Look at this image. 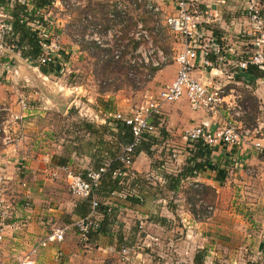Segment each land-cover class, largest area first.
<instances>
[{
  "label": "crops",
  "instance_id": "obj_1",
  "mask_svg": "<svg viewBox=\"0 0 264 264\" xmlns=\"http://www.w3.org/2000/svg\"><path fill=\"white\" fill-rule=\"evenodd\" d=\"M82 1V8L65 11H61L60 8L54 9L56 22L50 32L61 35L64 53L59 62L65 63L70 68L65 75L44 74L32 61L22 58L13 50L3 53V56L7 54L8 59L4 67L15 69L14 77L16 76L24 87L23 100L27 101L26 108H19L21 118L40 113L47 114L46 111L56 108L57 112L62 110V116L67 117L66 119L71 122L69 123L71 128L79 118L93 122L97 127H105L114 121L112 115L130 113L133 105L139 103L137 97L144 94V92L137 96L135 94L136 99H132V96H124L120 89L112 93L100 87L93 94L95 98H92L91 93L81 87L84 85L77 82L80 76L77 71V66L81 64L80 54L85 52L82 46L86 45L84 40L86 20L91 17L93 19L90 21L91 24L100 23L104 29L125 21L123 31H128L129 23L133 20L131 17L133 13L130 11L133 9L138 13L140 9H144L138 6V0ZM119 1L128 3L125 20L121 19V15L116 11V3ZM150 1L157 5L161 12L156 14L144 10L158 20L166 22V18L171 17L176 10L173 0ZM96 2H98L97 6ZM109 3L113 4L111 10L108 9ZM199 6L200 12L208 15L201 26L205 40L213 38L215 42L218 40L221 42L225 64L215 66L211 62L209 66L205 62L208 61L207 56L199 51L193 76L212 89L222 88L223 106L213 114L204 110H193L187 98L164 104L162 112L165 125L161 131L153 135L157 143L153 149L157 152L152 157L146 152H141L132 169L133 175L142 179L143 185H137L136 190L143 198L133 203L117 195H111L106 203L116 207L119 225L114 228L128 238L130 245L141 233H145V237H151L150 234L156 230L170 234L177 228L181 230L179 219L196 220L190 210H186L185 214L177 211L178 206L190 203L187 196L188 189L181 187L177 193L169 191L164 176L175 174L184 166L192 149L186 138L187 131L198 126H207L212 130L223 127L231 120L233 107L238 104L243 105L246 108L245 115L234 121L238 128L250 129V137L240 146L220 143L213 147L210 160L215 170H205L192 178L200 183L203 190L205 188L204 201L215 208L214 214L209 218L210 222L200 221L196 227L201 228L198 233L201 231L210 233L212 239L210 250L216 260L223 250L226 258H229L228 264H264V149L256 146L259 143L264 147V78L251 84L245 73L239 71L237 67L239 57L249 49V42L245 38L251 34L252 25L245 10L247 7L244 0L243 2L242 0H203ZM112 13L116 15L115 20L109 19ZM96 16H99V19ZM134 19L137 24L139 21ZM152 30H149L153 32L152 35L160 31H157L156 27ZM176 39L173 45L181 52L184 47L183 40ZM179 52L174 54L170 65L166 64L153 72L154 76L146 79L150 82L149 87L159 86L162 89L174 81L178 71L176 57ZM52 83L54 85L61 83L59 92L65 90V93L49 95L45 93L46 86L49 87ZM75 84L81 86L75 87ZM32 85L34 89L31 90ZM130 93L132 95V92ZM31 95L36 99L52 102V107L41 101L33 103ZM250 96L254 99L253 106L252 101L247 99ZM61 98L67 100L65 106L62 104V108L58 105V100ZM84 100L88 104H85ZM72 109L78 116L71 113ZM10 111L11 109L0 108V114ZM58 135L48 136L51 139L49 143L58 144L60 149L51 155L22 151L21 147V152L16 157L9 146L3 151L0 150V199L6 198L11 206L10 217L6 222L5 240L0 246V264H14L20 256L29 251L32 245L56 228L66 229L65 241L43 251L37 258L39 263L74 264L76 254L81 256V252L85 251L81 247L93 245L90 240L83 241L74 227V223L81 219L77 211L83 202L69 192L65 169L71 166L80 171L93 168L92 156L99 149L101 139L108 145L114 137L109 135L96 137L88 134L77 141L78 134L75 131H67L63 134L59 132ZM90 141L91 149L88 148ZM23 142L24 139L20 137L19 144ZM171 148L174 150L172 151ZM175 150L180 154L172 160V165H169V157H171L169 155L171 152H176ZM104 155L106 156V152ZM60 158H66L69 165L59 166ZM161 160H164L165 168H161L158 162ZM19 161L22 163L19 164ZM19 167L22 170H19ZM60 174L62 178H59ZM27 201L30 202L29 208L26 206ZM172 203L178 204L177 207ZM95 218L101 220L100 216ZM140 223L145 225L144 232L140 230ZM114 239L100 236L97 242H103L105 250H112L110 244L112 245Z\"/></svg>",
  "mask_w": 264,
  "mask_h": 264
},
{
  "label": "built area",
  "instance_id": "obj_2",
  "mask_svg": "<svg viewBox=\"0 0 264 264\" xmlns=\"http://www.w3.org/2000/svg\"><path fill=\"white\" fill-rule=\"evenodd\" d=\"M20 1L27 3L24 0ZM202 1L174 0L176 14L166 18V25L171 33L175 35V38H181L184 43L183 50L176 57L178 71L174 81L155 94L147 92L144 95L145 98L136 105L130 115L117 113L111 116L114 121H121L132 129L134 136L133 143L123 148L122 155L120 156L127 171H132L134 167V148L141 143L144 135H155L165 125L162 112V106L164 104L175 103L183 98H187L193 110H204L207 113L213 114L217 113L223 106V89H212L193 76L199 51L204 52L205 56H207L209 48H212L215 51L214 53L220 50V47L213 38L205 40V33L201 28V23L205 22L204 18L208 17V15H204L200 11H192V8H194L193 4ZM10 2L16 3V0H6L5 5L0 4V58L1 54L5 51H14L15 49L8 47L4 42L5 37L11 34L10 15L7 12V8L10 7ZM137 4L153 13L159 14L161 12V9L150 0H138ZM126 5H128L127 2L119 1L116 3V11L121 15L120 18L124 20L127 17L128 11ZM247 5L249 11L248 17L252 23L251 34L249 36L253 37V39L250 44H253L254 51L248 60H241L237 63L239 71L242 72L247 68L248 64L264 66V15L259 11L253 0L251 2L248 1ZM27 6L28 16L26 18L22 17L21 21L32 29L42 47L43 54L38 60L39 65L47 66L52 63H57L60 66L62 63L59 60H61L64 53V49L60 43V35L50 32L56 22L54 19L56 17L54 9L60 8L61 11L78 9L83 7V2L81 0H53L51 8L44 10H36L30 1L27 3ZM109 19L115 20L116 15L114 13L110 14ZM91 20H93L91 17L86 20L85 42L95 43L103 49L111 50V56L116 60L120 59L129 41L113 44V40L118 38L119 34L121 35L125 21L122 24L111 25L107 29H104V26L100 23L91 24ZM130 39L137 42L138 46L131 51L128 63L138 67L140 72L142 70L146 71V69H161L167 64L168 58L161 50L153 45V35L142 22H138L131 31ZM246 54L249 55V52H245L243 55ZM107 56H104V58H107ZM221 61L224 62V58H219V62ZM205 62L207 65H211L209 60ZM130 76L134 77V73L130 72ZM137 76L140 77V74ZM151 77V74L146 73L147 79ZM22 106L26 108L25 102H22ZM245 112L246 108L238 104L231 110V120L225 126L216 130H212L207 126H198L187 131L186 138L190 144L200 141L209 147H216L220 143H225L229 146H240L250 137L251 130L238 128L234 120L243 117ZM256 146L257 148L264 149L259 143ZM172 153L169 161L177 157L176 153ZM65 170L69 191L73 196L82 199L91 196L93 186L99 183L101 175L106 172V168H102L99 172L89 171L88 177L90 181H88L81 174L73 173L69 169ZM126 174L125 171H118L113 175L114 177H123ZM182 188L201 190L202 186L199 182L190 178L182 182ZM117 196L121 199H126L127 193L123 192L117 194ZM176 202L179 201L176 200ZM26 206L30 207L29 201H27ZM97 206L98 202L94 200L92 213L87 218L80 219L74 223V227L78 230L83 241H88L91 230H96L100 226V221L95 218V209ZM182 208L191 210L193 209V205L192 203H187ZM10 209V204L5 199H0V246L5 240L6 222L10 217ZM195 209L194 217L198 221L208 220L215 212L214 206L209 205L200 197H197ZM65 235V228L54 229L32 245L29 251L25 255L20 256L14 264H48L39 263L37 260L38 256L54 244H62L65 241ZM130 252V249L123 248L121 253L124 256H128Z\"/></svg>",
  "mask_w": 264,
  "mask_h": 264
},
{
  "label": "rangeland",
  "instance_id": "obj_3",
  "mask_svg": "<svg viewBox=\"0 0 264 264\" xmlns=\"http://www.w3.org/2000/svg\"><path fill=\"white\" fill-rule=\"evenodd\" d=\"M82 1V0H81ZM101 0H99L100 2ZM109 1H115V0H109ZM174 1V0H173ZM252 0H244L247 7V2ZM83 2V1H82ZM102 2V1H101ZM243 2V0H242ZM259 11H261L264 15V0H253ZM97 3L95 5L97 6ZM199 2L193 4L194 8H192V11H200ZM82 6V5H81ZM108 9L111 10L113 4L109 3ZM246 12L248 13V8H245ZM133 13L131 16L132 22L129 23V30L128 31H122L121 35L119 34L118 38L113 40V44H120V43H126L127 40L130 38L131 31L135 28L136 20L142 22L145 27L148 30H152V28L160 30L158 33L153 34V45H155L156 48L161 50L165 56L168 58L167 64H171L173 62V56L175 53L179 52V48L176 49V46L173 45V42L177 41L175 38V35L171 33L168 26L166 25V22L163 20L156 19L151 13L146 12L144 9H140L139 12L133 11V9L130 11ZM175 12V13H174ZM172 13V16L176 14V10ZM56 14V13H55ZM97 19H99V16H96ZM249 18V17H248ZM250 25H252L250 19H249ZM156 23L159 25H156ZM203 22L201 23V25ZM154 31V30H152ZM153 33V32H152ZM80 36H82L81 32L79 33ZM128 36V38L124 36ZM116 41V42H115ZM61 35H60V43H61ZM62 47L64 48L63 43ZM93 43H86L82 46V48L85 50L83 54H80L81 57V64L77 66V71L79 73V79L77 82L81 85H76L75 87H84L86 88L91 94L90 97H94L95 91H97L98 88L101 87V89H104L108 92H115L119 89L122 90L124 96L131 97L132 99H136L137 95H140L141 92L142 95L137 97V102H141L145 97L144 95L148 92L150 94H155L160 89L159 86L154 88L153 86L149 87L148 81H146V73L151 74L154 76L152 69H146V71L142 70L140 72L139 81L141 84L140 87L136 86L133 82V80L128 76L129 74V68L126 65H106V67H96L97 58L103 54L100 53L104 49L99 47L97 44ZM128 45V43H127ZM137 47V46H136ZM136 47L133 48L131 46L130 48H126L128 50V58L130 56V53L132 50H134ZM148 48V47H145ZM67 50V49H66ZM106 50V49H105ZM111 52V50H109ZM5 53V52H4ZM106 53V52H105ZM180 53V52H179ZM4 54H1V58L6 57L3 56ZM106 55H109L106 53ZM83 57V58H82ZM91 59V60H88ZM5 62L0 63V108H6L11 109L10 112H2L3 114H0V150L3 151L4 148H11V152L15 154L16 157H18V154L22 151H32L33 153H37L39 155L40 153L42 155H47L55 152L60 151L59 145H55L53 143H49L51 141L48 136L50 135H58L66 133L67 131H74V128H71L69 126V120L64 118L62 116V110L60 109V112H57L55 110L56 108H52L53 110L46 111L47 114H37L28 116L26 118H21L19 115V108L23 107L22 102H26L23 100L24 95V87H22V84L19 80H17V77H14L15 69L13 68H5L4 67ZM80 66V67H79ZM60 73L65 75L67 73L68 66L65 63H62L60 65ZM68 68V69H67ZM71 71V70H70ZM17 75V74H16ZM61 83L58 85H54L53 83L51 86H46L47 90H45V93L48 95L50 93H58L61 87ZM31 90L34 89V86H30ZM54 90L56 92H54ZM132 92V95H130ZM59 93H65V90ZM128 94V95H126ZM136 94V96H135ZM34 95V92H33ZM83 95V94H82ZM60 97V96H59ZM87 97V96H86ZM31 101L33 103H39L45 102L48 105L52 107L53 103L46 101V100H39L36 99L34 96L31 95ZM62 99V100H61ZM58 100V105L60 108L62 106L66 105L67 100L65 98H61ZM85 100L87 98H84ZM84 100V101H85ZM94 101V100H93ZM96 102V101H95ZM56 104V103H55ZM63 104V105H62ZM85 104L86 103L85 101ZM56 104V106H58ZM136 105H133V110L135 109ZM133 110L127 114H124L126 112H123L124 115H130ZM70 121H72L70 119ZM20 137L24 139V142L22 144H19ZM26 137V139H25ZM74 137V136H73ZM27 142V143H25ZM172 150V148H171ZM174 150V149H173ZM172 150V151H173ZM176 155H179L180 152L178 150H175ZM173 153L171 152L170 155ZM160 154H157L159 156ZM169 155V152H168ZM169 155V156H170ZM156 156V157H157ZM175 160V159H173ZM22 163V161H19V164ZM173 161H170L168 164L172 165ZM21 167H19L20 170ZM73 173H77L78 169H75L73 166L71 168H68ZM63 174V173H62ZM60 174L59 178H62ZM66 175V174H65ZM67 181V187L68 186V179L66 176ZM18 190V189H17ZM70 192V191H69ZM71 193V192H70ZM5 200H7L5 198ZM9 200H7L8 202ZM11 202V201H10ZM173 204V203H172ZM174 207H177L178 204H173ZM183 205L178 206V212L180 214H185V211H189L188 208H182ZM29 208V207H28ZM190 212L194 216V212L192 209ZM130 220V219H128ZM181 223V230L175 229L174 232H170V234L163 230H156L153 231L151 237H145V233H141V235L137 236V239L135 242H133L132 245H129L131 249V252L128 256H124V254L120 253V251H117V247H119L118 239H117V232L118 230L114 228L116 235L113 237L115 238L112 245V250H105L103 242L100 243L98 241L97 243H94L93 245H90L89 247H81L82 251L81 256L76 254V260L74 261V264H199V261L196 262V258L198 256H202V261L200 264H228L229 258H226L225 251L221 250V254L217 258L211 253V236L210 233H202L197 232L200 231V227H196V224L198 226V223L200 221H197L195 219H179ZM211 219L205 220L203 223L210 222ZM133 221V220H131ZM176 221V220H175ZM139 222V221H138ZM145 222V221H144ZM177 222V221H176ZM131 223V222H130ZM178 225V224H177ZM184 225V227H183ZM141 227V231H145V225L141 224L139 225ZM178 227V226H176ZM57 229V228H56ZM117 230V231H116ZM146 235V234H145ZM153 237V239H152ZM152 239V240H151ZM97 245V246H96ZM100 247V249H99ZM84 258V259H83ZM86 258V259H85Z\"/></svg>",
  "mask_w": 264,
  "mask_h": 264
},
{
  "label": "trees",
  "instance_id": "obj_4",
  "mask_svg": "<svg viewBox=\"0 0 264 264\" xmlns=\"http://www.w3.org/2000/svg\"><path fill=\"white\" fill-rule=\"evenodd\" d=\"M24 1H27V3L30 1L36 10H44L51 8L53 4V0ZM27 3H22L20 0H16V3L10 2V7L7 8V12L10 15L9 22L11 26V34L5 37L4 42L7 44L8 47L15 48L14 51L19 53L22 58L30 60L35 65H37L42 73H53L56 75H60L61 68L57 63H52L47 66L39 65L38 63L39 58L43 54L42 47L32 29L21 21L22 17L26 18L28 16ZM0 4L5 5L6 0H0ZM124 37L128 38L127 35ZM252 39L253 37L251 36H247L245 38V40L249 42V49L247 51L249 52V55L246 54L242 57H239V61L248 60L252 52L254 51L253 44H250L252 42ZM128 41V45H126L127 49L131 46H133V48L138 46V43L135 42L133 39L129 38ZM216 43L220 47V50L214 53L215 51L212 48H209L207 59L212 62V64L215 66H222L225 63L222 61L219 62V58H224L222 56L223 49L219 40L218 42L216 41ZM90 46H93V44ZM127 49L123 52L121 58L118 60L114 59V57L111 56L112 52L104 49L102 52H100L103 54V56L100 55L97 58L98 61L96 63V67H106L107 64L126 65L129 68L128 76H130V72H133L134 77L130 76V78L133 80L136 86L140 87V79L137 76L140 74V71L138 70V67L132 66L130 63H128ZM105 52L109 55L107 56ZM104 56H107V58H104ZM7 61L8 59L6 57H3V59L0 58V63ZM152 70L153 72H155L159 69ZM243 73H245L246 77L250 80V83L253 84L256 82V80L264 78V66L261 67L254 64H248L247 68L243 71ZM247 99L252 101L251 103L253 106V97L250 96ZM71 113H75L76 116H78L73 109ZM73 128L76 134H78L77 141L82 140V138L84 136H87L88 134L90 136L96 137H103L104 135L114 137V140L112 142L109 141L108 145L103 141V139H101L99 143V149L95 151L96 153L92 156L93 168L86 171L77 172L81 174L84 179L90 181L88 177L89 171L99 172L102 168H106V172L101 175L99 183L96 186H93L91 196L85 199L80 198L82 199L83 203L80 205L77 211L81 216V219H85L93 211L94 200L98 202V206L95 209V213L96 216L101 217V220L99 222L100 226L96 230H91L88 237V241L90 240V243L94 244L97 242L100 236L113 238L116 235L114 227L119 225L117 209L114 205L106 203L107 198H109L111 195H117L125 192L127 193V197L124 200L136 203L139 199L143 198L139 195V191L136 190L137 185L142 186L143 183L142 179L133 175L134 173H132L131 170L127 171L125 164L120 159L123 148L133 143L134 136L131 127L127 126L121 121H112L110 125L108 124L105 127H97L93 122H89L87 120H82L79 118L77 122H75ZM189 145L192 146V149L189 151V156L187 157L184 166L175 174H166L164 176L167 184L166 188L169 191H172L173 193H177L181 189L183 181L197 177L200 173L204 172L205 170H215V167L210 160L211 155L214 151L213 147L206 146L200 141L193 144L189 143ZM154 146H157V143L155 142V137L150 134L144 135V138L141 143L134 148V160L136 161L137 157L139 156V154H141V152H146L151 157L152 155H155L157 151L153 149ZM88 148L91 149V141L89 142ZM105 152L106 156L104 155ZM158 162L160 163L161 168H165L164 160ZM58 164L61 167H66L69 165L68 160L66 158H60ZM118 171H125L127 174L123 177H114L113 174ZM219 179L221 180V178ZM187 196L189 202L193 205L192 210L196 212L195 205L197 202V197H200L201 199L205 200V188L204 190L203 188L202 190H195L192 188L188 189ZM117 239L119 244V247H117V251H120L121 253L123 248L130 249L129 247H127L130 245L129 240L128 238H126V236H124V234L121 233V231L117 232ZM201 259L202 256L200 255L196 258V262L199 261L200 264L202 261Z\"/></svg>",
  "mask_w": 264,
  "mask_h": 264
}]
</instances>
